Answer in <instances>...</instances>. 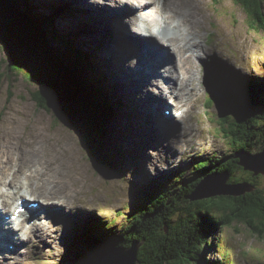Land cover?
<instances>
[{"label": "rangeland", "instance_id": "1", "mask_svg": "<svg viewBox=\"0 0 264 264\" xmlns=\"http://www.w3.org/2000/svg\"><path fill=\"white\" fill-rule=\"evenodd\" d=\"M111 1L92 0V2L98 3L97 6L101 8L107 7L104 3H111ZM156 1L163 2L165 0ZM27 2L37 6V11L42 13L46 20H51L56 31L69 32L70 35H75L84 43L95 64V74L93 73V75L95 77L105 75V85L112 88L111 91L109 89L112 93L111 98H115L113 103L117 97L121 106H116V115L110 124L106 153L94 156L87 139L89 130L81 125L82 122H77L73 118L78 119L77 115L87 116V110L83 111L81 107L78 109L62 105L60 107L54 102H51L48 108L42 107L34 98L36 96L34 93L40 92L38 84L41 82H31V79H26L25 75L14 73L13 71L17 68L14 66L13 60L9 63L6 51L0 48V127L20 135V140L17 141L19 144L25 141L30 132L35 133H30V136L34 138L37 137L36 133L43 136L49 134L51 140L61 149L59 152L62 160L64 162L72 161L76 166H79L74 157L69 156L65 148L59 144L58 138L48 130L52 132L58 130L62 135L65 132L73 138L78 149L77 158L85 165L89 173L94 174L95 177L100 173L103 175L102 181L93 185V181H90L89 177L82 173L86 178V186L83 191L72 193L71 206L69 204L70 207L66 210V214L60 212L56 215V221L61 225L57 228V225L52 221L46 227V233L53 230V235L48 238L50 240L48 244L47 242L43 243L39 232L29 230L27 234L24 233L25 236L20 230L18 231L19 235L22 234L24 238H27L26 248L16 249L14 247L11 249L13 254L7 256L0 252V261L2 264H76L78 258L75 255L79 252L81 257L89 258V263L96 257L88 246L79 242L82 232L86 233L93 227L96 230L94 233L121 235L122 229L131 219L130 213L136 211L142 204L151 201L153 195L158 196L166 189L171 190V195L175 196L174 192L181 188L185 180L188 181L199 174L200 169L195 166L200 161L210 157L213 159L224 158L227 154L229 155L225 157V160L229 159L233 149L230 140L224 135V130H221L220 123V116L224 113V104L229 101L222 94L225 89L221 88L234 87L235 74L247 76L246 79L249 80L261 77L262 83H264V28L251 25L252 21L246 10L237 0H189L196 8L188 5L182 7L183 13L185 8H190L193 13L200 12L196 22V27H199L198 37L195 38V46L191 48V52L189 51L195 57L197 65L192 81L196 90L189 97L174 99V112L178 109L184 110V112L178 117L180 123L172 121L173 126L172 128L170 126L171 130L168 135V132L164 134L163 126H157V124L152 126V117L148 120L146 117L142 118L136 105L131 106V100L124 97L123 88L118 82L121 78L118 77L113 81L105 71L108 68L114 74L115 66L111 63H116V56L125 55V52L131 48L136 50L134 47H125L127 45L120 42L118 32L109 31L108 26H105V30L98 9L89 11L87 6L81 7L83 6L82 0H27ZM43 4L51 6V11L46 12L49 7L44 10ZM11 5L13 9L21 7V4L12 1ZM112 7L116 9L115 5L111 6V9ZM153 7L154 3L141 1L134 9L126 11V15H129V12L132 15L135 13L137 16L138 14L143 15L144 8H151L152 11ZM4 9L9 8L4 7ZM185 15L187 16V14ZM122 17H124V13H122ZM126 18V25L128 24L126 32H129L134 23L130 17ZM140 18L142 16L137 17L139 22L144 23L145 19L141 20ZM166 21V14L162 13L156 20L148 23L153 31L154 26L164 24ZM183 33H185L184 30ZM129 34L131 33L129 32ZM90 36L93 37L89 38ZM102 39L104 41H101ZM160 39L162 40L163 37ZM160 48L167 60L172 63V69H175L174 58L169 49L163 44L160 45ZM184 55L180 56L183 59L188 58L187 55L185 57ZM203 55L204 57L200 58ZM139 56L142 57V55ZM146 56L145 59L150 57V59H154L150 55ZM147 68L152 70V65L145 64L142 68H137L136 71L132 69V72H147ZM177 71H179V67H177ZM25 72L31 73V70ZM132 72L131 74L134 75ZM122 79L125 84L127 83L126 85L132 83L130 78L125 76ZM171 82H176V87H178L179 81L176 77L171 79ZM143 92H146L144 88ZM132 94L135 101H141V90L138 91L134 87ZM209 96L216 98L211 106L207 105ZM47 100L45 99V101ZM58 103L62 104L60 101ZM189 103L191 106L187 111ZM25 106L32 110L27 112L28 109ZM145 111L151 115L148 107ZM39 114H42L46 121L48 120V125ZM18 116L21 118H17ZM138 116L141 127L134 121V117L138 118ZM231 116L235 121L234 126L242 120L239 113ZM185 119L186 122L183 124ZM157 123L162 125L161 122ZM46 126L48 130L45 128ZM8 134L4 133V136ZM1 144L3 143H0V146H3ZM259 151L253 154L259 153ZM54 162L58 167H61L56 161ZM153 164L158 167L154 168ZM159 168L163 172L162 174L159 173ZM80 169L83 171L82 165ZM244 170L247 171L245 168ZM180 171H184V173L178 174ZM239 174L240 172L236 176ZM241 174L244 178L248 175V173ZM229 180L230 176L226 183L230 186L248 185L247 191L252 189L246 181L231 183ZM261 182L264 183V177L261 178ZM15 189L8 190L13 192ZM16 195V197L12 195L13 202L20 197L19 194ZM48 207L49 205L46 204L44 207L46 210L43 209L44 211L40 215L45 218L44 222H49L51 218L48 215L51 213ZM44 213L47 214L44 216ZM36 217L39 216L36 215ZM86 220L92 224L84 223ZM39 225L45 227L44 223H39ZM214 233V236L211 234L212 237L207 239L208 247H205L204 251L208 248L210 251L205 255L208 262L205 260L206 262L204 261L203 264H264V237L256 234L249 226L241 223L220 225ZM56 234L58 238L55 240L54 235ZM97 236L106 239L104 235ZM15 237L17 235H10L11 239H15ZM57 240H59L58 247L55 246ZM116 246L109 245L106 250Z\"/></svg>", "mask_w": 264, "mask_h": 264}, {"label": "trees", "instance_id": "2", "mask_svg": "<svg viewBox=\"0 0 264 264\" xmlns=\"http://www.w3.org/2000/svg\"><path fill=\"white\" fill-rule=\"evenodd\" d=\"M11 1L21 4V7L13 9ZM237 2L246 10L252 26L264 28V0ZM3 35L6 41L2 40L1 43L10 46L14 66L23 68L15 70L24 73L23 70L30 68L31 64L32 68L40 64L44 71H52L63 78L64 87L68 89L73 102L78 101L81 106L88 104L89 126L95 125L99 132L98 139L92 142L87 135L88 144L94 156L105 154L110 124L115 118L116 106H121V102L116 97L113 103L115 98H111L112 88L105 85L104 74L97 77L93 75L95 64L84 43L69 32L56 31L51 20H46L37 11V6L27 0H0V38ZM17 42L22 49L21 54L30 56L29 61L21 63L23 67L16 60L21 56L13 48V44L17 47ZM44 71L40 77L26 76V79L40 81L48 87L47 101L40 92L34 93L36 102L48 108L46 102L57 98L54 97L50 78ZM237 76L242 78L237 81L234 79V87L221 88L225 89L222 94L229 101L224 104V113L220 116L221 130H224L233 149L229 159L225 160L227 154L224 158L210 157L200 161L195 166L200 169L199 174L185 180L181 188L174 192L175 196L166 189L130 213L131 219H128L121 235L94 233L96 230L93 227L86 233L82 232L79 242L88 246L96 258L101 257L109 245L130 247L133 242H138L142 244L138 252V264H203L205 260L208 262L205 255L209 249L204 251L208 247L207 239L214 236V231L220 225L241 223L264 237V183L261 182L264 174L255 175L245 171L236 158L242 150L255 153L264 149V83L261 77H257L258 82H255L254 79H246L247 76ZM214 99L208 98L207 105L211 106ZM64 103L62 101V104L57 105L67 107ZM236 113L242 116V120L234 126L231 115ZM101 138L103 141L99 143ZM226 171L230 176L229 182L246 181L252 189L240 196H216L197 201L189 198L206 175ZM238 172L240 174L236 176ZM181 173L184 171L178 174ZM241 173L248 175L244 178ZM96 234L104 235L106 239ZM75 256L78 258L76 264H88L89 258L81 257L79 252Z\"/></svg>", "mask_w": 264, "mask_h": 264}, {"label": "bare ground", "instance_id": "3", "mask_svg": "<svg viewBox=\"0 0 264 264\" xmlns=\"http://www.w3.org/2000/svg\"><path fill=\"white\" fill-rule=\"evenodd\" d=\"M141 1L142 2L149 1L151 3H154V7L152 8L153 10L150 11L148 14L142 16L141 20L145 19L146 22V23L144 22L142 26L136 25L137 17H134L135 14L132 16V13L129 12L128 14L131 15L130 16L126 15L127 14L126 11H131V9L137 7ZM82 3L83 6L81 7L87 6V9L89 11H93V9H98V12L100 13V19L103 22L102 24L104 25V27L108 26L109 31L112 30L118 32L120 34L119 36H121V38L119 39L120 42L123 43L124 45H127L125 47L135 46L136 48H138L141 47L142 43H145L146 41L149 42L148 38H153L155 40H160L161 43L169 49V52L174 58L175 69H172V66H170L169 67L170 73L168 74L165 73L166 69H164V65H155L154 62L146 63V61L142 63V61L139 60L140 56H138L137 50L134 51L133 49H132V53L128 52L125 55L123 54V56L120 57L116 56V63L115 64L111 63L112 65L115 66L116 72L114 74L108 68L107 69L104 68L105 71H107L108 74L110 75V78L111 77L113 78V79L111 78V80L115 81V79H117L118 77L121 78L120 80H118V82L121 85L120 87L123 88L124 97L129 98L131 100V106L134 107L136 105L138 111H140L142 115V118L146 117V119L148 120V118L152 117V121H151L153 122L152 126H154L155 124H157V126H163L162 128L164 134L168 132L169 135L171 130L170 126L171 128L173 126L172 124L173 118L172 116H168L169 115L168 113L166 112L164 113L163 105L166 103L164 99L171 97L174 100V98L178 99L181 97H189L190 94L196 90L192 85V81L193 78L195 77L194 72L196 71L197 65L195 62V57L191 53H189V51L191 50V48H193V46H195V38L198 37L197 30L199 29V27H196V22L198 21L197 16H199L200 12L193 13L192 10H190V8L189 9L185 8L184 13L181 11L183 10L182 7L184 5H188L192 8H196V6L190 3L189 0L188 1L165 0L163 2H157L156 0H112L111 3L105 2L104 5H106L107 7L104 6L103 8L97 6L98 3L92 2V0H82ZM113 5H115L116 8L115 11H111L110 9H108ZM48 7L49 5L43 4L44 10L47 9ZM50 11H51V6L47 9L46 12H50ZM122 13H124V17H122ZM162 13L166 14L167 21L164 24H161L160 33L156 34L155 32L151 31V25L148 22L156 20L158 16H160ZM185 14H187V16ZM126 17L128 18L130 17V19L132 20L135 18V21L134 22L132 21V23H134V26L133 27L129 26L130 27L129 32H132L133 36L125 33L126 20H127ZM178 17L179 19H177ZM174 23L176 24L174 25ZM158 27L160 26H154L153 30L155 31V28ZM183 30L185 31V33H183ZM135 34L141 35V38H137ZM159 35L163 36L162 40L160 39L161 37ZM191 35L192 37H190ZM92 37L93 36H90L89 38ZM2 40H4V42L6 41L4 35L2 38H0V48L6 51L9 63H11L13 60L11 58V54L13 53L11 52L9 45L4 46L1 43L3 42ZM101 41H104V39H102ZM18 45H19L18 42H17V47L15 46V44H13V48L15 50L14 52H16L19 56H21L20 59L17 58L16 60L18 64L22 66L21 63H25L29 61L30 56L27 53L21 54L22 49ZM146 48L147 45L145 44V49ZM182 54H185L184 57L187 55L188 58L183 59L180 56ZM203 57L204 55L200 56V58ZM145 64H151L152 70H150L149 67L146 69L148 70L147 72L146 71L132 72V69L133 71H136L137 68L140 69ZM177 67H179V71H177ZM40 68H42L40 64L36 65L34 68H32V64H31L30 68H26L23 70L24 73L23 72L20 73L17 70L13 72L16 74H23L25 75V77L29 75V77L33 76L35 78V77H40L42 70L44 71L43 68L42 69ZM27 70H31V73L25 72ZM131 72L134 75H132ZM148 73L149 75L151 74L152 76H148L147 75ZM159 73H161L162 75H160ZM123 76H125L126 78H130V81H132V83L126 85L127 83L125 84L124 80L122 79ZM161 77L163 78L161 80L163 81L165 80L164 82H161L160 80ZM174 77H176L179 81L178 87H176L177 85L176 82H171V79H173ZM254 80L255 82H258L256 78H254ZM38 86H40V84H38ZM134 87L137 88L138 91L141 90L142 92L141 101L138 100L135 101L132 98L133 95L132 88L134 89ZM143 88L146 92H143ZM39 90L40 93L42 92L43 95L46 94L44 90L42 89ZM151 92L155 93L159 97L157 100H159L160 106L155 107V109L160 113L159 115H149L148 112L145 111L147 110V107H150L152 109V104L155 103V101L152 100L151 98V94H152ZM190 106L191 104L189 103L187 111L189 110ZM25 107L28 109L27 112H30L31 108L29 109V107L27 106ZM31 114L33 115L32 111ZM39 115L42 116V120L48 125V120L46 121V119L42 114ZM26 117H27V113H26ZM17 118H21V117L18 116ZM134 121L136 122L137 125L140 126L139 116L138 118L134 117ZM162 121L163 123L168 122L167 128H164L165 127L164 125H160L157 123V122L162 123ZM174 121L180 123V120H178V118ZM185 122L186 119L184 120L183 124ZM45 128L48 130L47 126ZM1 130L2 132L0 133V143H3L1 144L3 146H0V210H1L0 213L3 212V214L5 213L8 214V212L11 210L13 205L16 203L13 202V198H12L13 197L12 195L16 197L17 196L16 194L20 195V197L16 199V201L22 198H26L27 202L29 201V204H31L32 202L37 200L39 204L37 206H33L32 207L33 210H37L41 206L44 209L46 204L49 205L48 209L49 212L51 213H49L48 215H50L51 217L50 221L44 222L45 218H41V217L38 218L40 219L38 220V222H40L41 224L44 223L45 227L38 224L25 231V233H28V231L31 229V232L34 231L39 232V234L42 237L43 243L47 242L48 244L50 241L48 238L53 235L52 234L53 230L51 232L46 233L45 231L46 227L49 226L50 225L49 223L52 221L55 223V225H57V228L61 225L60 222L56 221L57 219L56 215H58V213L60 212L66 214V210L69 209L68 207L71 206L70 199L72 193L76 191L84 190V187L86 186L87 183L85 182L86 178L84 177V174H86L89 177L90 181H93V185L99 181H102L101 177L103 175L100 173L98 176L95 177L94 174L89 173V170H87L85 165L80 161V159L77 158L78 149L73 138L65 132L62 135L58 132V130L53 132L51 130L50 131L48 130L49 133L51 132L52 135L58 138L57 140L59 144L65 148L69 156L74 157V159L76 160L77 164L80 167L82 165L84 172L80 169L79 166H76L72 161L64 162L62 160L59 152L61 151V149H59L58 146L55 145V143L51 140V136L49 134L46 135L44 134L43 136L41 134L36 133L37 137L34 138L30 136V133L31 134H35V133L30 132L29 136L28 137L26 136L25 141L19 144L17 143V141L20 140L19 137L20 135H17V133L14 132H10L9 130L7 131L6 128H1ZM157 132H159L158 129ZM4 133H9V134L7 136H4ZM40 135L42 136V138L40 137ZM54 161H56L61 167H58ZM157 167L158 166L154 165V168ZM159 173L162 174L163 172L160 171ZM25 187H27V189H25ZM13 188H16L15 191L13 192L8 190ZM44 210H46V208ZM88 220H86V222L84 223L92 224ZM26 221L27 220H23L20 223L21 226L20 230L25 229ZM5 226L3 227L4 230H5ZM13 231L14 229L10 228L7 231V233H4L3 236L10 235V233ZM13 235H17V237H15V239H11L12 238L11 237L6 241H2L0 239V252L4 256H7L8 254H13V252H11L10 245H14L16 249L26 248L27 246V238L22 237L21 235H19L18 232H15ZM54 237L56 240L58 238V235L56 234L54 235ZM58 243L59 240L55 242L56 247H58ZM0 264H2V261H0Z\"/></svg>", "mask_w": 264, "mask_h": 264}, {"label": "water", "instance_id": "4", "mask_svg": "<svg viewBox=\"0 0 264 264\" xmlns=\"http://www.w3.org/2000/svg\"><path fill=\"white\" fill-rule=\"evenodd\" d=\"M42 69V68H40ZM47 76L50 78V82L53 88L54 97L57 98V100H49L47 102V107L51 102H54V104H58V101L65 102L64 104L66 106H69L70 108H76L78 109L81 106V103H78V101H72L71 100V94H69L68 89L64 87V81L56 74H54L51 71H44ZM40 89L44 90L46 92L45 95L42 94L43 98L48 99V87L44 85L43 83L40 84ZM55 87V88H54ZM57 94H56V93ZM60 105V104H59ZM88 104H83L81 106V110H88L87 107ZM50 107V106H49ZM87 116L83 115H77L78 120L81 123V125H84L89 130L88 135L90 136L91 142L95 139H98L99 132L95 125L89 126V114L86 113ZM74 118V117H73ZM77 120L76 118H74ZM103 141L102 138L99 140V143ZM107 151V147H106ZM106 153V152H105ZM236 158H238L239 165H243V167L247 171L253 172L255 175L264 174V150L253 154L249 151L242 150L236 155ZM228 172H214L206 177H204L201 182L198 184L197 188L193 191L191 196L189 198L192 201L202 200L206 198L216 197V196H240L242 194H245L248 185H238V187L230 186L227 183L228 181ZM140 244L138 242H133L130 247L125 246H116L109 248L105 250L102 253V256L100 258H93L88 264H138V252H139Z\"/></svg>", "mask_w": 264, "mask_h": 264}]
</instances>
